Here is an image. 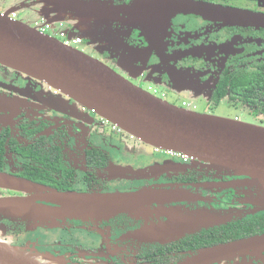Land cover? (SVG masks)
<instances>
[{"label": "flooded vegetation", "instance_id": "af4514ba", "mask_svg": "<svg viewBox=\"0 0 264 264\" xmlns=\"http://www.w3.org/2000/svg\"><path fill=\"white\" fill-rule=\"evenodd\" d=\"M84 1L123 7L143 0ZM192 1L264 15V0ZM0 3L18 10L21 17L17 21L31 27L45 14L42 0H0ZM96 29L80 31L88 37L83 45L92 52L89 56L135 86L142 88L146 81L155 84L168 102L177 106L187 97L198 107L197 100L202 97L210 110L230 108L235 112V121L264 127V27L180 13L151 30L120 23L111 26V34H107L105 26ZM124 61L134 66L132 74L129 65H122ZM133 72L140 73L136 83ZM0 95L18 105L17 110L0 115L1 172L63 192H130L180 186L201 197L196 202L167 206L166 214L161 209L158 216L151 215V220L129 214L66 219L58 221L54 229L39 228L33 233L22 222L0 218V223L6 222L13 230L28 232L23 234H28L29 239L18 247L35 249L38 254L35 258L52 261L50 254L59 252L55 259L60 264H176L199 250L248 237L247 233H234L232 229L264 215V211L254 212L249 204L245 194L249 190L242 193L244 187H229L228 184H237L243 178L217 172L204 163H185L174 152L155 149L153 154V147L146 144L130 155L125 150V141L134 140L136 148L137 138L114 129L113 123L108 120L107 123L45 82L0 65ZM107 129L119 136L103 138L100 143L108 149H101L95 140L100 138L99 132L106 134ZM166 163L179 170L155 175L152 171L144 172ZM174 208L209 210L230 216L233 213V217L230 222L214 224L165 244L129 239L130 233L146 222L166 220ZM243 209L250 213L237 216ZM39 232L56 233V239L45 245L34 244ZM12 234L14 238L21 237L20 233ZM2 236L0 233L1 241ZM253 264H264V259Z\"/></svg>", "mask_w": 264, "mask_h": 264}, {"label": "water", "instance_id": "95a60500", "mask_svg": "<svg viewBox=\"0 0 264 264\" xmlns=\"http://www.w3.org/2000/svg\"><path fill=\"white\" fill-rule=\"evenodd\" d=\"M42 3L45 14L40 17L53 26L69 22L74 31L80 25L111 27L115 23L151 30L156 20L163 21L180 13L264 27V15L220 9L192 0H143L123 7L84 0H42ZM78 34L71 37L88 39ZM0 65L45 82L148 146L184 155L192 159L191 163H204L217 172L243 178L237 184H228L229 187L256 190L251 204L257 208L256 212L264 211V127L173 105L135 86L83 51L1 14ZM17 108L14 100L0 95V115ZM172 170L179 168L166 163L150 172L155 175ZM0 190L16 194L12 198L0 196V217L22 222L32 231L54 229L58 221L66 219L120 214L151 220V215L158 216L161 209L166 214L167 206L201 200L180 186L130 192H63L1 171ZM167 217L146 222L130 233L129 239L165 244L231 221L230 215L209 210L174 208ZM34 255H38L35 249L13 247L0 240V264H57ZM238 259L244 264L263 260L264 234L199 250L176 264H222Z\"/></svg>", "mask_w": 264, "mask_h": 264}, {"label": "rangeland", "instance_id": "374dc122", "mask_svg": "<svg viewBox=\"0 0 264 264\" xmlns=\"http://www.w3.org/2000/svg\"><path fill=\"white\" fill-rule=\"evenodd\" d=\"M1 5H2L1 10H2L3 13L6 14V16H12V11L18 12V10L13 9L10 4H1ZM20 17L21 16H19L18 19H20ZM154 23H156L155 25H158V26L161 25V21H159V20H156ZM58 28H60V26H58ZM80 28H82V25L78 26V28L76 29L78 31V33H81L80 31H84V32L88 31V32H90L92 30H97L96 28H99V27H91V28H88L87 27L84 30L83 29L80 30ZM72 30H75V29H72ZM73 32H76V31H73ZM85 34L86 33H81V35H83L84 37H86ZM112 37H114V36L112 35ZM78 49L81 50V51L83 50V52L86 53L87 55H92V52L89 51L84 45L78 46ZM130 64L131 63L126 62V61L122 62V65H126V66L129 65L130 66V68L128 69V71H129L130 74H132V71H134V66L132 64L131 65ZM139 77H140V73L139 72H135L132 75V79H133V81L135 83H136L137 79H139ZM141 87L145 91H147V92H149L151 94H154L155 90H157V92H158L157 95L161 99H163L165 101H168V99L165 96L163 97L162 92L160 91V89H159V87L157 85L152 84V83L146 81V82H144V83L141 84ZM151 87L153 88L152 90L150 89ZM187 100L189 102L191 99L190 98L188 99L187 97H186V99H181V101L179 102L178 106L179 107H182V103L184 101H187ZM204 102H205V99L202 98V97H201V99H198L197 100V106H198L197 109H196V112L197 113H202V114H207V115H213V116H217V117H221V118H226V119L234 120L235 112L232 109L225 108V109H222V110L221 109L220 110H214V109L210 110V109H208L206 107V104ZM99 133H100L99 134L100 138L95 140L96 141L95 144H98V146L101 149H108V146L107 145H103V144L100 143L103 138L110 139L111 135H114L115 138H118V136H119V135L113 134L108 129L106 130V134H101V132H99ZM137 142L139 144H138V147L135 148V143L136 142L134 140L128 139L127 141H125V144H124L125 145V150L128 152V154L133 155V154L139 152L141 149H143V147L145 146V143H141L139 141V139L137 140ZM155 149H157V148H155V147L152 148L153 154L155 153ZM112 165H114V164H112ZM148 171L150 172V169H146L144 172L145 173H149ZM246 190H249V191L247 192ZM245 191H246L245 194H246L247 198H249L248 199L249 204H251V199H253V196H254L256 190H253L252 188H244V189H242V193H244ZM0 194H1L0 196L2 198H12V197L16 196V194H9V193H6V192H2V193L0 192ZM251 206L254 207V212H256L257 211V208L254 205H252V204H251ZM249 213H250V211H247L246 209H243V210H240V212H238V215L237 216H239V214H241V216H247ZM2 217L3 216H1L0 218L3 219V221H7V222H10V221L13 222L14 221L15 222V220H9V219L2 218ZM232 217H233V213L231 214L230 219H232ZM29 231L31 233H33V231L31 229ZM0 233H2V235H3L2 236V240L4 242H6L7 244L13 246V247H18V246H20V244L22 243V241H24L27 238L29 239L28 234H25V235L23 234V233H28V232L19 231V230H13L11 227H9V225L6 222L5 223H0ZM4 233H5V235H4ZM10 233H20L21 234V237L14 238L13 237L14 235L13 234L10 235ZM35 238L37 240L36 241L34 240V244H42V245H45V243L52 242L54 240V238L56 239V233H53V232H51V233L39 232V233L36 234V237ZM58 253L59 252L51 253L50 254L52 256L51 258H54V260L52 259L51 262H55L57 264H60L58 262V260L55 259V258H57L56 255H60ZM39 255H43L44 256L45 253L39 252ZM47 260L49 261V259H47ZM222 264H244V263H243V261H240L238 259L237 261H231V262L228 261V262H224Z\"/></svg>", "mask_w": 264, "mask_h": 264}, {"label": "built area", "instance_id": "2783aa9c", "mask_svg": "<svg viewBox=\"0 0 264 264\" xmlns=\"http://www.w3.org/2000/svg\"><path fill=\"white\" fill-rule=\"evenodd\" d=\"M0 14L3 16H6V14L3 13L1 9H0ZM9 17L13 20L18 19V15L15 12L12 13V16H9ZM58 26H60V28H58ZM32 27L44 35H49L51 37L59 39L62 43H64L66 46H69V47H74V48L78 49V46H81L84 43V39L82 37H79V36L78 37L77 36L70 37L69 34L62 29V27H63L62 23L57 24L56 26H53V25L48 24L44 18L40 17V18H38V20H36L33 23ZM150 89L152 90L153 88L151 87ZM157 93H158L157 90H155L153 95L159 97L157 95ZM163 97H164V95H163ZM182 107L187 109V110H190V111H196V109H197L195 104H192L188 101H184L182 103ZM104 121H106L108 123V121L106 119ZM113 127H114V129L120 130V128L117 125H113ZM176 155L178 156V158L181 161H183L185 163H191L192 162V159H190L184 155H181L178 153H176Z\"/></svg>", "mask_w": 264, "mask_h": 264}, {"label": "trees", "instance_id": "16d2710c", "mask_svg": "<svg viewBox=\"0 0 264 264\" xmlns=\"http://www.w3.org/2000/svg\"><path fill=\"white\" fill-rule=\"evenodd\" d=\"M232 232L247 233L246 236L248 237H251L252 235L251 236L249 235L252 233H264V215L259 216L257 219H254L253 221H247L238 224L232 229Z\"/></svg>", "mask_w": 264, "mask_h": 264}, {"label": "crops", "instance_id": "0c3cea01", "mask_svg": "<svg viewBox=\"0 0 264 264\" xmlns=\"http://www.w3.org/2000/svg\"><path fill=\"white\" fill-rule=\"evenodd\" d=\"M2 8V6L0 5V9ZM17 15H18V17H19V13L18 12H15ZM18 20V19H17ZM72 22V21H71ZM58 24H60V23H58ZM63 24V27H62V29L64 30V31H66L68 34H69V36L71 37L72 36V34L73 33H75V34H78V31H76V32H73L74 30H72L73 28H74V26H73V24H70L69 22H65V23H62ZM66 26H68L69 28H67ZM82 28H84L85 29V26H82ZM107 28V30H106V32H107V34H111L112 32H111V27H106ZM66 29V30H65ZM68 29V30H67ZM79 34H81V33H79ZM78 34V35H79ZM78 37V36H77ZM80 37V36H79ZM120 41V40H119Z\"/></svg>", "mask_w": 264, "mask_h": 264}]
</instances>
